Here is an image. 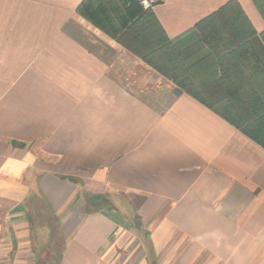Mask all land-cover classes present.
Listing matches in <instances>:
<instances>
[{"label":"crops","instance_id":"0c3cea01","mask_svg":"<svg viewBox=\"0 0 264 264\" xmlns=\"http://www.w3.org/2000/svg\"><path fill=\"white\" fill-rule=\"evenodd\" d=\"M83 1L0 0V264H264V146ZM216 1L153 10L175 39ZM239 1L264 31L255 0Z\"/></svg>","mask_w":264,"mask_h":264},{"label":"trees","instance_id":"16d2710c","mask_svg":"<svg viewBox=\"0 0 264 264\" xmlns=\"http://www.w3.org/2000/svg\"><path fill=\"white\" fill-rule=\"evenodd\" d=\"M255 3L264 14L261 0ZM78 11L264 146V92L255 85L257 73L264 72V31L255 29L239 0H228L175 39L140 0H84ZM211 56L218 74L202 77L199 70L209 72Z\"/></svg>","mask_w":264,"mask_h":264},{"label":"built area","instance_id":"2783aa9c","mask_svg":"<svg viewBox=\"0 0 264 264\" xmlns=\"http://www.w3.org/2000/svg\"><path fill=\"white\" fill-rule=\"evenodd\" d=\"M145 9L153 8L155 5L163 3L165 0H140Z\"/></svg>","mask_w":264,"mask_h":264},{"label":"rangeland","instance_id":"374dc122","mask_svg":"<svg viewBox=\"0 0 264 264\" xmlns=\"http://www.w3.org/2000/svg\"><path fill=\"white\" fill-rule=\"evenodd\" d=\"M219 1H222V0H217L214 4H218ZM261 3L264 6V0H261ZM46 233L45 232L43 233L45 237H46Z\"/></svg>","mask_w":264,"mask_h":264},{"label":"water","instance_id":"95a60500","mask_svg":"<svg viewBox=\"0 0 264 264\" xmlns=\"http://www.w3.org/2000/svg\"><path fill=\"white\" fill-rule=\"evenodd\" d=\"M181 92H182V90H181L179 87H176V88H175V93H176V94H179V93H181Z\"/></svg>","mask_w":264,"mask_h":264}]
</instances>
